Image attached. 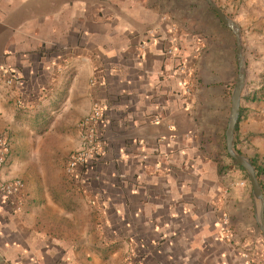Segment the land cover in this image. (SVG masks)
I'll return each instance as SVG.
<instances>
[{
  "label": "crops",
  "instance_id": "crops-1",
  "mask_svg": "<svg viewBox=\"0 0 264 264\" xmlns=\"http://www.w3.org/2000/svg\"><path fill=\"white\" fill-rule=\"evenodd\" d=\"M213 1L239 28L233 148L264 198V0ZM0 70L1 177L24 184L0 195V264H264L225 146L236 38L205 0H0ZM95 101L105 152L67 174Z\"/></svg>",
  "mask_w": 264,
  "mask_h": 264
},
{
  "label": "built area",
  "instance_id": "built-area-1",
  "mask_svg": "<svg viewBox=\"0 0 264 264\" xmlns=\"http://www.w3.org/2000/svg\"><path fill=\"white\" fill-rule=\"evenodd\" d=\"M0 76L5 77L7 83L12 82L11 77H6V72L0 70ZM103 116V110L100 102L95 101L92 104L90 112L80 122V144L72 151L66 159L65 172L73 174L78 168L101 157L104 152V145L99 135V125ZM9 144L7 140L0 136V195L4 197L18 194L23 188V181L19 178L6 180L1 177V169L6 162ZM122 264H141L136 256L126 255Z\"/></svg>",
  "mask_w": 264,
  "mask_h": 264
},
{
  "label": "water",
  "instance_id": "water-1",
  "mask_svg": "<svg viewBox=\"0 0 264 264\" xmlns=\"http://www.w3.org/2000/svg\"><path fill=\"white\" fill-rule=\"evenodd\" d=\"M210 8L215 12L218 19L233 32L236 38V57L238 62V71L231 91V106L229 113V120L225 130V146L227 154L234 159L247 173L248 180L251 186V193L254 199V216L264 239V198L259 185L256 174V169L251 160L242 154L237 153L233 148V135L235 124L239 114V106L241 93L245 85V67L243 48L240 39L239 28L237 24L218 7L213 0H205Z\"/></svg>",
  "mask_w": 264,
  "mask_h": 264
},
{
  "label": "rangeland",
  "instance_id": "rangeland-1",
  "mask_svg": "<svg viewBox=\"0 0 264 264\" xmlns=\"http://www.w3.org/2000/svg\"><path fill=\"white\" fill-rule=\"evenodd\" d=\"M224 219H225V224L228 225V219H227V217L224 216ZM245 257H247L248 259L251 258V250H249L248 252H246Z\"/></svg>",
  "mask_w": 264,
  "mask_h": 264
},
{
  "label": "trees",
  "instance_id": "trees-1",
  "mask_svg": "<svg viewBox=\"0 0 264 264\" xmlns=\"http://www.w3.org/2000/svg\"><path fill=\"white\" fill-rule=\"evenodd\" d=\"M233 162H234V161H233ZM234 164L242 170V172H243V176H244L245 178H248L247 173L245 172V170H244L240 165H238L236 162H234Z\"/></svg>",
  "mask_w": 264,
  "mask_h": 264
}]
</instances>
